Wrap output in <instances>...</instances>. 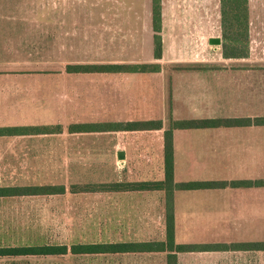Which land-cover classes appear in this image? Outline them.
I'll return each instance as SVG.
<instances>
[{"label":"crops","instance_id":"crops-1","mask_svg":"<svg viewBox=\"0 0 264 264\" xmlns=\"http://www.w3.org/2000/svg\"><path fill=\"white\" fill-rule=\"evenodd\" d=\"M61 1L65 5L68 0ZM20 22L0 21V129L9 130L0 134V189L63 191L0 196V249L164 242V191L77 188L162 181L163 135L173 122L264 118V21H247L245 48L225 54L223 38L211 37L220 39L214 46L207 37L203 50L177 54L176 47L165 45L167 36L160 58L154 56L152 21L142 26L123 21V37L134 39L123 43V61L108 59L109 21H88L87 41H81L80 21H46L57 27V37L50 46L35 44L33 53L23 43L13 45V33L24 26ZM85 49L87 60H81ZM81 65L123 66V72H80ZM142 65L157 69L134 70ZM138 122L160 126L111 128ZM80 125L97 128L73 129ZM171 138L174 184L247 183L173 190L174 244L208 248L0 256V264H35L67 255L72 260L109 258L111 264H170L171 258L175 264H264V125L173 129ZM64 221L72 233L106 239L70 245L42 241L52 232L63 235Z\"/></svg>","mask_w":264,"mask_h":264},{"label":"rangeland","instance_id":"rangeland-1","mask_svg":"<svg viewBox=\"0 0 264 264\" xmlns=\"http://www.w3.org/2000/svg\"><path fill=\"white\" fill-rule=\"evenodd\" d=\"M161 21H166L165 45L176 53H195L206 44V38L219 37L222 39V27H220V0H160ZM248 21H264V0H249ZM151 0H68L64 5L61 0H0V21H20L24 25L13 33L12 42L16 47L23 43L24 47L33 53L35 44H48L57 37V27L46 26V21H80L81 41H87L88 21H109L110 50L108 59L123 61V43L129 37H123V21H138L141 24L150 19ZM171 21H179L173 25ZM41 23V24H39ZM136 23V22H135ZM36 24V25H35ZM99 28V25L96 24ZM19 28V27H18ZM139 29V27L136 26ZM39 29V31H38ZM30 30L29 33L27 31ZM173 35V36H172ZM172 36V37H171ZM167 40H170L168 42ZM207 45V44H206ZM54 46V45H53ZM219 48V47H218ZM208 50L214 49L208 45ZM174 51V52H175ZM41 55L42 52L40 50ZM81 60H87L88 50L85 49ZM210 54V53H209ZM211 59V56H209ZM59 225V224H58ZM65 233L52 232L42 236V241L50 243H63L70 245L77 241L106 239L96 234L72 233L71 227L63 222ZM81 226L80 231H83ZM59 229V228H58ZM52 231V230H51ZM84 232V231H83ZM109 237V236H105ZM36 236L33 237L35 241ZM39 238V237H38ZM44 239V240H43ZM113 259V258H112ZM114 261V260H113ZM35 264H111L109 258H79L74 259L67 255L63 258H48L37 260ZM112 264H120L118 261Z\"/></svg>","mask_w":264,"mask_h":264},{"label":"trees","instance_id":"trees-1","mask_svg":"<svg viewBox=\"0 0 264 264\" xmlns=\"http://www.w3.org/2000/svg\"><path fill=\"white\" fill-rule=\"evenodd\" d=\"M220 20L222 27V37L224 40V52L228 50H238L240 47L245 48L247 43V21H248V0H220ZM151 21L154 31V56L160 58L161 56V6L160 0H151ZM228 43V45H226ZM242 44V46L240 45ZM80 72L87 71H109V72H123V66L109 65V66H78ZM132 68V67H128ZM157 66H136L134 70L141 72L156 70ZM249 125H264V118L250 119H231V120H192V121H176L171 124L169 129L163 135V180L159 182H145L134 184H112L100 186H88L77 188L79 190L90 189L93 191L103 192H122L123 190L130 191H152L162 190L165 192V241L151 242V243H94L74 245L67 249L65 246H42L31 248H12L0 249V256H59L70 253L72 255H111L123 253H150V252H165V251H194L199 249H206L207 246L198 245H175L174 244V221H173V205L172 192L173 190H197L222 188L225 186L237 187L247 185L245 182H190V183H173V149L171 131L173 129H204L217 127H237ZM160 123L152 122H138L128 123L123 125H116L111 127L113 130L121 128L120 130H151L159 128ZM95 126L80 125L73 127L74 130L88 131L94 130ZM8 129H0V134L6 133ZM33 131H40L33 129ZM258 184V183H257ZM62 188L56 187H31V188H4L0 189V196L11 195H51L56 192H62ZM258 246V245H255ZM232 248H243L245 245H233ZM211 248V247H209ZM170 264H175V259H170Z\"/></svg>","mask_w":264,"mask_h":264},{"label":"water","instance_id":"water-1","mask_svg":"<svg viewBox=\"0 0 264 264\" xmlns=\"http://www.w3.org/2000/svg\"><path fill=\"white\" fill-rule=\"evenodd\" d=\"M208 43L210 45H214V46L220 45V39H218V38H210L209 41H208ZM122 156H123L122 154H120V156L117 155V158L118 159H122Z\"/></svg>","mask_w":264,"mask_h":264}]
</instances>
